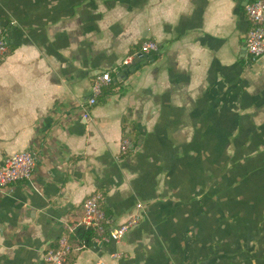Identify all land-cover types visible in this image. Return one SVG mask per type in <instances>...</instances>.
Here are the masks:
<instances>
[{
  "label": "crops",
  "instance_id": "1",
  "mask_svg": "<svg viewBox=\"0 0 264 264\" xmlns=\"http://www.w3.org/2000/svg\"><path fill=\"white\" fill-rule=\"evenodd\" d=\"M255 1L0 0V165L24 151L36 163L0 189V264H44L63 239L69 264H264ZM146 41L159 53L123 76ZM95 193L109 228L140 219L81 248L69 236Z\"/></svg>",
  "mask_w": 264,
  "mask_h": 264
},
{
  "label": "built area",
  "instance_id": "2",
  "mask_svg": "<svg viewBox=\"0 0 264 264\" xmlns=\"http://www.w3.org/2000/svg\"><path fill=\"white\" fill-rule=\"evenodd\" d=\"M245 12L250 23V30L245 43L246 50L253 60L264 58V2L257 0L247 4ZM7 53L8 44L6 37L0 29V59L4 58ZM156 53H159L158 44L154 41H146L142 44L140 52L126 58L123 61V65L129 66L136 57ZM110 82L109 73H105L99 78L93 86V96L89 101L90 105L96 104V97L102 93L103 87ZM126 149L125 145L122 146V150ZM35 168L34 157L27 151L7 156L0 165V189H8L19 183L30 182ZM103 201L104 197L100 193H95L87 198L82 206V217L77 227L84 226L93 229L96 233L95 242H119L130 229L137 225L140 217L138 214H134L119 227L109 228L108 218L102 208ZM140 207L141 205H138V208ZM60 244L59 249L49 251L46 254L44 264H68L67 258L72 250L71 246L66 239L61 240ZM80 247L85 248L86 246L81 245Z\"/></svg>",
  "mask_w": 264,
  "mask_h": 264
},
{
  "label": "trees",
  "instance_id": "3",
  "mask_svg": "<svg viewBox=\"0 0 264 264\" xmlns=\"http://www.w3.org/2000/svg\"><path fill=\"white\" fill-rule=\"evenodd\" d=\"M69 237H70L69 241L71 243L75 241L76 243H78L79 247L81 245H85L86 247H89L95 242L96 233L91 228L79 226L76 228L75 234H72Z\"/></svg>",
  "mask_w": 264,
  "mask_h": 264
},
{
  "label": "water",
  "instance_id": "4",
  "mask_svg": "<svg viewBox=\"0 0 264 264\" xmlns=\"http://www.w3.org/2000/svg\"><path fill=\"white\" fill-rule=\"evenodd\" d=\"M150 59H152V57L147 55L136 57L129 66H126L127 71L124 72L123 76H128L130 73L137 71L141 67L142 62H146Z\"/></svg>",
  "mask_w": 264,
  "mask_h": 264
}]
</instances>
